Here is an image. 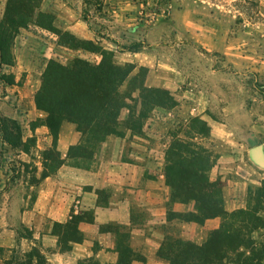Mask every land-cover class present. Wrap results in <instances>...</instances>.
<instances>
[{"label": "rangeland", "instance_id": "rangeland-1", "mask_svg": "<svg viewBox=\"0 0 264 264\" xmlns=\"http://www.w3.org/2000/svg\"><path fill=\"white\" fill-rule=\"evenodd\" d=\"M47 1L41 0L34 22L15 36V64L9 69L0 65V116L7 121L0 130L6 126L14 139L11 145L0 132V235L14 229L20 235H30L29 227L20 223L15 211L31 205L35 184L43 175L44 167L39 173V166L51 163L45 156L52 144H45L41 130L46 114L33 110L30 103L48 61L68 63L83 57L98 62L95 57L101 58L98 53L62 45L56 33L36 23L41 20L39 12L52 13L45 9ZM54 1L61 21L77 15L87 23L93 34L87 39L117 51H130L129 45L141 43L144 45L140 50L150 61L166 62L162 70L171 71L175 80L156 71L148 86L156 85L160 79L176 81L178 85L173 90L163 88L174 95L178 104L156 106L149 111L144 124H148L150 143L166 141L167 150L177 136L200 141L215 155L209 173L216 163L233 165L226 178L230 174L244 185L240 196L244 205L240 208H259L264 217V193L260 204L256 200L258 187L264 185V164L252 156L255 146H260L264 154V0H129L132 10H121L120 14L118 10L125 0ZM48 21V17L42 19ZM4 73L14 74L16 83L1 80ZM127 84L128 81L122 89ZM134 96L129 103L138 113L139 91ZM195 116L208 122V137H198L190 128V119ZM82 144L88 152L94 146L87 141ZM54 164L50 172L56 170ZM250 236L264 242V229ZM25 252L17 247L0 248V264H17L25 258ZM231 257L227 264H238L236 255Z\"/></svg>", "mask_w": 264, "mask_h": 264}, {"label": "trees", "instance_id": "trees-1", "mask_svg": "<svg viewBox=\"0 0 264 264\" xmlns=\"http://www.w3.org/2000/svg\"><path fill=\"white\" fill-rule=\"evenodd\" d=\"M41 0H7L5 11L0 19V65L7 69L15 64L13 43L18 31L34 22L36 9ZM45 17L48 22H42ZM36 23L56 33L60 43L65 46L95 52L101 55L98 62L87 58L75 57L68 63L50 59L42 73V82L34 100L38 109L45 112V122L53 136L52 146L46 149L51 163H44L43 175L50 173V166L55 168L63 159L57 149L59 129L64 120L72 121L83 134L84 141L94 144L88 147L82 143L71 146V156L91 157L93 148L107 135L123 134L119 120L121 109L129 108L130 114L125 126L135 132H142L144 120L149 111L156 106L173 107L178 104L174 95L166 88L148 86L146 76L148 67L127 62L124 65L114 60V51L105 48L98 40L81 38L69 30L54 24V15L39 12ZM144 44L132 43L130 51H139ZM139 67V71L135 69ZM1 80L15 84L14 74H2ZM128 81L127 87L122 89ZM139 91L141 108L138 113L129 101L135 100L134 92ZM7 122L0 116V125ZM13 124L16 120L12 119ZM0 130L3 140L11 145L12 133L6 126ZM190 128L198 137H208L210 126L199 116L191 117ZM81 151V152H80ZM88 153V154H87ZM211 149L193 137L185 139L175 137L166 150L164 173L166 182L172 189V198L180 202L195 201L196 210L182 215V218L203 224L208 218H222L220 226L209 232L202 244L187 240H174L165 243L159 250L161 256L171 264H227L235 254L238 264H264V242L256 240L250 234L264 229V217L259 208H239L228 211L225 208L221 178L212 180L209 170L214 165ZM48 162V161H47ZM264 185L258 187L257 203H261ZM86 215V214H85ZM173 215V214H172ZM175 215V214H174ZM80 215H73L67 222L53 223V233L58 237L61 251L71 249V242L82 241L84 235L79 229ZM32 238V234L28 236ZM123 238V237H122ZM120 246V243H119ZM130 249H121V256L116 264H130ZM144 260L143 257H140ZM81 264L101 263L90 257ZM4 264H11L6 261ZM17 264H48V259L38 242L25 252Z\"/></svg>", "mask_w": 264, "mask_h": 264}, {"label": "crops", "instance_id": "crops-1", "mask_svg": "<svg viewBox=\"0 0 264 264\" xmlns=\"http://www.w3.org/2000/svg\"><path fill=\"white\" fill-rule=\"evenodd\" d=\"M5 3L6 0H0V19L4 15ZM120 6L119 14L121 10H132L133 5L125 0ZM45 9L54 14V22L59 27L81 38H93L87 23L77 15L61 21V12L54 0H48ZM95 58L100 60L98 56ZM114 60L118 64L131 62L147 66V85L156 71L162 77H171V71L162 70L167 66L164 60L150 61L143 50H115ZM172 79L175 80L174 76ZM154 84L169 90L178 85L176 81L165 79ZM37 89L33 90L34 93ZM30 103L33 110L41 112L33 98ZM129 114V108L121 109L119 120L123 134L107 135L89 158L69 154L70 147L81 144L84 136L74 122H62L56 143L62 163L54 172L39 176L31 205L15 211L20 223L29 227L32 238L20 235L16 229L9 230L0 235V248L17 247L27 251L38 242L48 264H70L90 257L101 263L116 264L121 249L126 246L131 251L130 264H171L159 253L165 243L180 239L202 244L209 232L220 226V216L208 218L203 224L182 218V215L196 210V203L172 198V189L164 173L166 141L151 144L148 124L143 125L140 133L125 126ZM41 130L45 144L51 145L53 136L48 126L43 124ZM43 167L39 166V173ZM232 167L219 162L209 173L212 180L220 177L224 181L223 197L228 211L244 205L240 200L244 185L230 174L226 178ZM73 215L81 217L78 226L84 238L71 242V249L61 251L58 237L52 230L53 223L67 222Z\"/></svg>", "mask_w": 264, "mask_h": 264}, {"label": "water", "instance_id": "water-1", "mask_svg": "<svg viewBox=\"0 0 264 264\" xmlns=\"http://www.w3.org/2000/svg\"><path fill=\"white\" fill-rule=\"evenodd\" d=\"M252 156L257 162L264 164V154L260 146H255L252 149Z\"/></svg>", "mask_w": 264, "mask_h": 264}]
</instances>
